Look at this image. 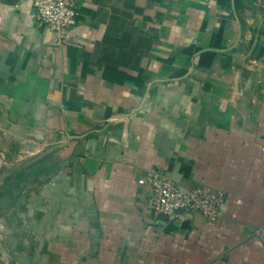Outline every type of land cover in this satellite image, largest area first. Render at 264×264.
Returning a JSON list of instances; mask_svg holds the SVG:
<instances>
[{
	"label": "crops",
	"instance_id": "crops-1",
	"mask_svg": "<svg viewBox=\"0 0 264 264\" xmlns=\"http://www.w3.org/2000/svg\"><path fill=\"white\" fill-rule=\"evenodd\" d=\"M78 1L63 49L0 0V264H264V13ZM152 168L224 191L217 223L155 220Z\"/></svg>",
	"mask_w": 264,
	"mask_h": 264
},
{
	"label": "built area",
	"instance_id": "built-area-1",
	"mask_svg": "<svg viewBox=\"0 0 264 264\" xmlns=\"http://www.w3.org/2000/svg\"><path fill=\"white\" fill-rule=\"evenodd\" d=\"M253 7L264 13V0H251ZM37 23L45 27L55 46L82 49L84 39L77 33L78 0H31ZM138 184L148 189L147 208L156 220L165 216L169 221L182 224L195 215L208 225H215L222 216L226 201L224 191L194 187H178L158 168L147 171Z\"/></svg>",
	"mask_w": 264,
	"mask_h": 264
},
{
	"label": "water",
	"instance_id": "water-1",
	"mask_svg": "<svg viewBox=\"0 0 264 264\" xmlns=\"http://www.w3.org/2000/svg\"><path fill=\"white\" fill-rule=\"evenodd\" d=\"M6 1H8L9 3H11V4H16L19 0H6ZM162 219H165V220H168V218L167 217H165V216H162L161 217ZM188 226V222H185V223H183V227L184 228H186Z\"/></svg>",
	"mask_w": 264,
	"mask_h": 264
},
{
	"label": "rangeland",
	"instance_id": "rangeland-1",
	"mask_svg": "<svg viewBox=\"0 0 264 264\" xmlns=\"http://www.w3.org/2000/svg\"><path fill=\"white\" fill-rule=\"evenodd\" d=\"M23 163H25V162H19L18 164H16V165H22ZM1 210V209H0ZM2 210H4V209H2ZM2 214H5L4 212H2Z\"/></svg>",
	"mask_w": 264,
	"mask_h": 264
}]
</instances>
